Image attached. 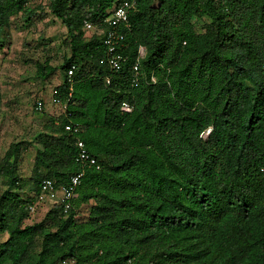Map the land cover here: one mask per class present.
I'll list each match as a JSON object with an SVG mask.
<instances>
[{
    "label": "trees",
    "instance_id": "16d2710c",
    "mask_svg": "<svg viewBox=\"0 0 264 264\" xmlns=\"http://www.w3.org/2000/svg\"><path fill=\"white\" fill-rule=\"evenodd\" d=\"M122 1L49 0L71 55L39 73L62 72L54 97L67 110L37 138L33 191L84 175L68 215L55 205L25 225L35 196L21 195V143L0 155V235L8 236L0 264H264V0H136L123 29L125 62L113 73L101 64V31ZM36 10L29 0H0V50L12 19L29 23ZM69 123L83 130L67 132ZM78 139L99 169L76 161Z\"/></svg>",
    "mask_w": 264,
    "mask_h": 264
},
{
    "label": "rangeland",
    "instance_id": "374dc122",
    "mask_svg": "<svg viewBox=\"0 0 264 264\" xmlns=\"http://www.w3.org/2000/svg\"><path fill=\"white\" fill-rule=\"evenodd\" d=\"M49 0H29V8L37 9L33 20L26 23L21 15L12 19L8 45L0 50V155L4 156L13 143H21L18 173L23 184L24 198H33V165L36 149L40 147L37 138L47 134V125L52 118L63 114L61 107L52 105L54 89L64 81L57 70L48 78H42L39 67L48 64L59 69L64 59L70 57L71 50L66 27L55 19L47 9ZM44 7V10H40ZM196 21V20H195ZM194 21V22H195ZM208 18L195 22L197 32H202ZM90 31L86 37L94 35ZM43 101L44 110L36 111V104ZM208 132L204 135L206 139ZM6 179L0 178V195L6 190ZM35 202V199H34ZM54 206L51 202L38 205L30 213L25 225L40 222ZM92 204L79 209L78 221H85ZM0 235V243L7 239Z\"/></svg>",
    "mask_w": 264,
    "mask_h": 264
},
{
    "label": "built area",
    "instance_id": "2783aa9c",
    "mask_svg": "<svg viewBox=\"0 0 264 264\" xmlns=\"http://www.w3.org/2000/svg\"><path fill=\"white\" fill-rule=\"evenodd\" d=\"M136 7V0H123L118 6H116L108 22V30L101 31L104 34V44L106 46V55L101 60V64L107 66L109 70L113 73H119L125 62V57L121 53V48L123 47V42L125 40L124 30L130 28L129 15ZM86 30L94 29L91 23H85ZM145 55L144 49L140 50V58ZM75 66H72L67 72V79L69 83H72V77L74 75ZM132 79L131 85L137 87L141 79L140 64L137 62L132 68ZM107 84L110 83L109 77L106 79ZM52 105L56 107H61L63 109V114L67 110V105L64 104L60 98H52ZM45 108L43 101H39L36 105V111L42 112ZM122 111L132 112L133 106L129 103L122 104ZM81 125L69 123L65 125V131L70 133H80L82 131ZM76 146L78 149V154L76 161L86 167H96L99 169V165L94 157L90 155L84 142L80 139L76 141ZM84 175L82 170L80 173L71 177L70 182L67 185H62L61 187H56L54 182L50 179H46L42 182L41 187L37 195H35V202L30 205L29 212L35 211L38 205L44 204L46 202H51L55 205H60L62 207L63 213L68 215L73 210V202L78 198L77 190L81 184V179ZM60 264H76L74 260L66 259L61 261Z\"/></svg>",
    "mask_w": 264,
    "mask_h": 264
}]
</instances>
